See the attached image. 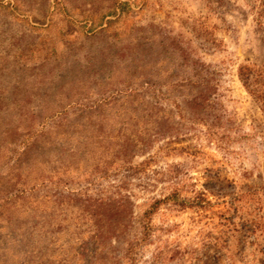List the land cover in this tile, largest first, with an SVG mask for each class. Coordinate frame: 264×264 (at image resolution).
Segmentation results:
<instances>
[{"label": "rangeland", "instance_id": "rangeland-1", "mask_svg": "<svg viewBox=\"0 0 264 264\" xmlns=\"http://www.w3.org/2000/svg\"><path fill=\"white\" fill-rule=\"evenodd\" d=\"M0 264H264V0H0Z\"/></svg>", "mask_w": 264, "mask_h": 264}, {"label": "trees", "instance_id": "trees-1", "mask_svg": "<svg viewBox=\"0 0 264 264\" xmlns=\"http://www.w3.org/2000/svg\"><path fill=\"white\" fill-rule=\"evenodd\" d=\"M243 74H244V84L247 88H249L250 86V82L254 81L252 80V78H254V73L256 72H259V71H256V70H253V69H250V68H243ZM262 72V71H261ZM192 82V80H191ZM204 99H200V101H203ZM198 101V100H196Z\"/></svg>", "mask_w": 264, "mask_h": 264}]
</instances>
